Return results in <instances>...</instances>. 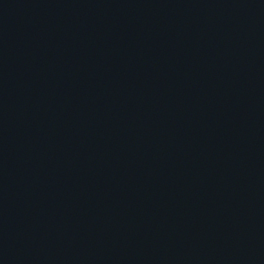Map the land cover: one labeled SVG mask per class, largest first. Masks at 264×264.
Wrapping results in <instances>:
<instances>
[{"label": "water", "instance_id": "95a60500", "mask_svg": "<svg viewBox=\"0 0 264 264\" xmlns=\"http://www.w3.org/2000/svg\"><path fill=\"white\" fill-rule=\"evenodd\" d=\"M0 264H264V0H0Z\"/></svg>", "mask_w": 264, "mask_h": 264}]
</instances>
